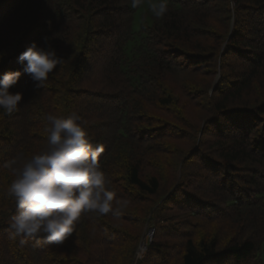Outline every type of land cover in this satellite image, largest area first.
<instances>
[{
  "label": "trees",
  "instance_id": "obj_1",
  "mask_svg": "<svg viewBox=\"0 0 264 264\" xmlns=\"http://www.w3.org/2000/svg\"><path fill=\"white\" fill-rule=\"evenodd\" d=\"M0 0V264H264V0ZM63 64L37 88L19 56ZM77 113L119 216L85 213L62 245L10 239L4 165L40 151L44 114ZM146 254L138 256L149 228Z\"/></svg>",
  "mask_w": 264,
  "mask_h": 264
},
{
  "label": "clouds",
  "instance_id": "obj_2",
  "mask_svg": "<svg viewBox=\"0 0 264 264\" xmlns=\"http://www.w3.org/2000/svg\"><path fill=\"white\" fill-rule=\"evenodd\" d=\"M143 0H131L137 8ZM168 11V0L151 5L155 17ZM26 61L24 71L31 75L37 88L46 85L49 74L63 64V57L54 49H44L35 42L29 44L19 56ZM21 76L20 71H9L0 78V110L11 115L18 110L23 98L20 92H10ZM47 142L31 156L23 154L7 162L13 179L4 195L15 202L17 213L8 221L10 239L43 236L48 244L62 245L73 236L76 223L85 213L119 216L127 201L115 199L110 183L99 164L103 144L93 147L86 122L77 113L67 116L44 114Z\"/></svg>",
  "mask_w": 264,
  "mask_h": 264
},
{
  "label": "rangeland",
  "instance_id": "obj_3",
  "mask_svg": "<svg viewBox=\"0 0 264 264\" xmlns=\"http://www.w3.org/2000/svg\"><path fill=\"white\" fill-rule=\"evenodd\" d=\"M153 233H154V228H149L146 233H145V236L140 244V247H139V251H138V256L139 257H143L145 254H146V251H147V246L151 243V239H152V236H153Z\"/></svg>",
  "mask_w": 264,
  "mask_h": 264
}]
</instances>
